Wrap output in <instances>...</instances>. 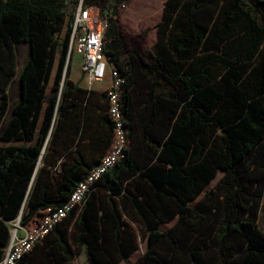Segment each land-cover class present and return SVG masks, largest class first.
<instances>
[{"label": "trees", "instance_id": "16d2710c", "mask_svg": "<svg viewBox=\"0 0 264 264\" xmlns=\"http://www.w3.org/2000/svg\"><path fill=\"white\" fill-rule=\"evenodd\" d=\"M129 1L115 0L108 14L105 0H0V260L11 238L6 222L23 210L22 225L38 222L65 205L107 154L94 166L79 156L55 177L37 170L49 136L72 112L93 106L95 93L74 85L67 72L81 4L98 7L108 21L104 53L124 78L130 144L43 240V264H71L75 248L89 264L128 262L137 246L119 196L148 241L134 264H264V0H166L149 49L119 22V7ZM20 45L29 55L5 122ZM99 98L106 100L110 150L107 93ZM101 191L106 195L93 202Z\"/></svg>", "mask_w": 264, "mask_h": 264}, {"label": "crops", "instance_id": "0c3cea01", "mask_svg": "<svg viewBox=\"0 0 264 264\" xmlns=\"http://www.w3.org/2000/svg\"><path fill=\"white\" fill-rule=\"evenodd\" d=\"M165 1L166 0H134V3L138 2L140 8H135L133 11L129 12L130 17L126 15L125 18L128 20L130 19V22H128L129 25H127V21L123 22L124 26H126L128 30L133 34L140 33L141 29L152 28V43L150 44L149 48L153 47L157 42L158 34L156 26L159 22L162 21ZM19 47H22V50L24 52L22 56L18 53ZM18 48L16 75L7 90L10 105L4 119L5 122L11 117L12 107L15 103H17L19 99V75L29 55V50L26 45H20L18 46ZM55 72L56 66L53 70L49 86L52 85ZM72 73L74 75L69 76V80L74 85H77L84 91H92L95 93L92 101L93 106L87 111V113L81 114L80 109L72 112L66 119V123L64 122L63 124L59 125L55 137L52 136L51 138V136H49L48 142L50 141V139L51 141L49 144L47 143V150L45 148L42 152V155L37 164V170L45 167L47 174L51 177L59 176L64 166H71L75 161L79 159V156L89 166H94L100 161L101 157L107 153L110 147L111 131L107 122L108 117L106 110V100H101L99 98V95L107 90L109 83H111V80L109 79L110 82L107 80L108 82L95 83L92 87L89 88L87 77L83 72H81V70L73 69ZM82 74L84 75V80H81ZM100 194L104 195L105 192L101 191L99 194H97L95 200L93 199V202L99 203ZM202 196L203 193L200 197ZM115 199L117 200L118 205L122 210L123 219L129 224V227L134 234V241L136 243L137 249L133 253H131L132 255L130 256L128 262H125L128 264H134L145 254L148 249L147 237L142 233L143 231L141 230V221L134 213L131 212L130 215V202L123 196L115 197ZM195 202H193L192 204H194ZM124 204L127 206V212L124 211ZM174 223L175 221L171 223H163L161 224L160 228L162 230H165L164 228H162V226L167 225L168 228H170ZM140 232L143 234V238L140 235ZM82 251L83 254H85V251L83 249ZM136 254H141V256L137 260L131 262L132 258Z\"/></svg>", "mask_w": 264, "mask_h": 264}, {"label": "built area", "instance_id": "2783aa9c", "mask_svg": "<svg viewBox=\"0 0 264 264\" xmlns=\"http://www.w3.org/2000/svg\"><path fill=\"white\" fill-rule=\"evenodd\" d=\"M107 27L108 21L101 16L98 7H83L80 4L73 22L69 58L73 53L83 57L82 69L89 88L95 83L104 82L108 77L111 80L105 92L109 101V117L113 123L112 146L100 163L88 173L85 180L78 184L65 205L45 214L38 222L31 221L27 225H22L21 217L6 222L10 228L11 238L0 264H19L71 211L85 201L95 182L116 165L130 144L121 100L124 78L104 53Z\"/></svg>", "mask_w": 264, "mask_h": 264}, {"label": "rangeland", "instance_id": "374dc122", "mask_svg": "<svg viewBox=\"0 0 264 264\" xmlns=\"http://www.w3.org/2000/svg\"><path fill=\"white\" fill-rule=\"evenodd\" d=\"M105 6H106L107 10L109 11L108 14H111V12L113 11L114 6H115V0H105ZM119 8H120V10H122V17H121V20L119 22H120L121 26L124 28L126 34L130 38H134V39L142 42L141 45H142V47L144 49L149 48L150 44L152 43V28L141 29L140 33L133 34L123 24L124 21L125 22L127 21V25H129L128 22H130V19L128 20L125 17H126V15L129 16V14H130L129 12L133 11L135 8L136 9L140 8V5L138 4V2L134 3V0H131L129 2H124V3H122L120 5ZM65 32L66 31H64L61 34V38L62 39L65 38ZM144 32H146V36L145 37H143V33ZM18 53L21 56L23 55L24 52L22 50V47L18 48ZM82 68H83V57L81 55L77 54V53L71 54V56L69 58V61H68V65H67V72H68L69 76L74 75L72 73L73 69H78V70H81V72H83ZM109 79L110 78L108 77L104 82H108V81L110 82ZM81 80H84V75L83 74L81 76ZM109 86H110V83H109ZM1 144L2 143H0V145ZM221 177H222V173L218 172L217 179L208 188H211V187L215 186V184L220 180ZM23 211H22V214H23ZM22 214L20 216L21 218H22ZM259 227L264 231V200H263L262 209H261L260 218H259ZM162 228L166 229V228H168V226L164 225V226H162ZM140 235L143 238V234L141 232H140ZM46 244H47L46 241H42L40 243L39 247L37 246L35 248V250L33 251L32 255L27 257V263H25V264H43V262H45V260H46V254H45V251L42 250V246H46ZM75 250H76V255H75L74 260H73V262L71 264H89L87 262L86 255L83 254L82 249L79 250L78 248H75ZM140 256H141V254H136L132 258L131 262H133L134 260H137ZM119 264H128V263L120 262Z\"/></svg>", "mask_w": 264, "mask_h": 264}]
</instances>
